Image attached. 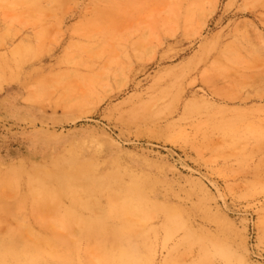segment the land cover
<instances>
[{
  "label": "rangeland",
  "instance_id": "1",
  "mask_svg": "<svg viewBox=\"0 0 264 264\" xmlns=\"http://www.w3.org/2000/svg\"><path fill=\"white\" fill-rule=\"evenodd\" d=\"M0 60V264L10 243L107 264L67 198L33 212L26 172L7 197L8 172L56 164L141 191L144 264H264V0H0ZM107 196L91 214L114 223Z\"/></svg>",
  "mask_w": 264,
  "mask_h": 264
},
{
  "label": "bare ground",
  "instance_id": "2",
  "mask_svg": "<svg viewBox=\"0 0 264 264\" xmlns=\"http://www.w3.org/2000/svg\"><path fill=\"white\" fill-rule=\"evenodd\" d=\"M27 1L33 2L34 0ZM13 54L14 50H12ZM3 60L4 62H9L8 54L4 55ZM4 67L3 61L0 60V90L3 89L5 83L16 81V76L14 74L8 75L3 69ZM67 161L65 158L61 160L62 164ZM19 169L8 172L9 175H6L11 176L8 182L9 190L7 195L9 196L7 197L16 198L14 194L18 197L20 176L26 172L29 178L25 184L24 192L20 196L32 202L33 212L37 213L50 202L55 205L54 208L60 209L63 198H67L69 203L65 208L71 214L77 216L79 221L83 222L81 237L88 239L100 238L105 244L110 245L111 250L107 253V264H144L145 260L149 261L153 258L154 250L149 239L138 231L136 223L127 222L126 218L129 214H133L137 218L148 217L150 214V206L143 203V200L139 198L143 196L136 186H127L123 183L121 186L120 181L113 180L98 181L91 165H86L79 174L75 175L67 173L65 167H59L58 164L53 165L51 168L53 175L50 179H47L48 181L35 177L31 169ZM1 186L0 184V195H3L4 192ZM135 189H137L138 193L135 192ZM102 190L108 191L109 219H112L114 223H109L108 217L91 214V201ZM119 191H122L123 197H125L122 204L117 200ZM1 202V210L7 211L13 208V205L10 204L11 202ZM80 209L88 211L86 218L80 216ZM12 237V235H9L3 238L7 240V245L9 241L11 242ZM12 244L8 245L6 253L10 257L22 256L23 258L19 259V264H50V262L54 264H69L74 261L65 246L47 249L39 248L37 243H33L17 250Z\"/></svg>",
  "mask_w": 264,
  "mask_h": 264
}]
</instances>
